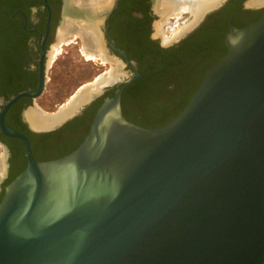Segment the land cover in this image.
Returning <instances> with one entry per match:
<instances>
[{
  "label": "water",
  "instance_id": "obj_1",
  "mask_svg": "<svg viewBox=\"0 0 264 264\" xmlns=\"http://www.w3.org/2000/svg\"><path fill=\"white\" fill-rule=\"evenodd\" d=\"M118 1L98 16L101 39ZM224 42L227 54L157 128L123 116L122 90L135 77L110 56L118 80L82 89L78 96L88 99L53 127L30 125L54 130L121 84L70 154L34 160L28 139L5 126L1 113V132L23 141L28 161L0 201V264H264V16L230 28ZM43 87L41 80L3 112Z\"/></svg>",
  "mask_w": 264,
  "mask_h": 264
},
{
  "label": "flooded vegetation",
  "instance_id": "obj_2",
  "mask_svg": "<svg viewBox=\"0 0 264 264\" xmlns=\"http://www.w3.org/2000/svg\"><path fill=\"white\" fill-rule=\"evenodd\" d=\"M156 4L155 0H119L106 24L107 36L102 35L101 39L105 55L119 59L123 63L121 70L135 77L125 88L131 87L129 94L137 98L136 121L146 124L143 128L148 129L157 128L184 109L206 71L227 54L224 38L230 28H245L264 16V2L226 0L181 38L164 43L154 28L161 18ZM66 9L67 0H0V114L3 113L5 126L28 139L36 161L46 159L40 155L46 149L71 148L75 142H82L91 126L84 117L87 108L99 99L103 101L114 87L116 90L122 86L109 88L78 116L54 130L38 132L30 128L26 119L29 110L38 104L51 103L45 94L58 60L52 59V53L60 38L59 31L75 27L72 30L78 32L80 28L70 19L72 25L62 28L64 19H68ZM78 13L71 17L82 19V12ZM100 31L103 33V29ZM82 42L79 39L71 43L84 58ZM127 62L133 63L136 75ZM41 80L44 87L37 97H19L3 112L12 98L37 91ZM79 138L82 141L78 142ZM3 146L6 169L0 175V197L28 161L23 141L7 137L0 130V147Z\"/></svg>",
  "mask_w": 264,
  "mask_h": 264
},
{
  "label": "rangeland",
  "instance_id": "obj_3",
  "mask_svg": "<svg viewBox=\"0 0 264 264\" xmlns=\"http://www.w3.org/2000/svg\"><path fill=\"white\" fill-rule=\"evenodd\" d=\"M178 1H175L177 2V5L172 10V13L168 14L166 18L163 19V21H161L160 18L158 22L155 23L156 25L157 23H159L157 28L158 30L160 28L161 32H158V34L164 43L172 42L173 38L178 33H180V31L183 30L186 27V25H188L191 21H193L192 16L188 12V10L186 11L183 10L184 8L182 9L183 6L182 1L180 0ZM160 3L161 6L163 7L167 2L161 0ZM156 25L154 26L155 29H156ZM72 29L73 28H70V31L67 30L69 31V33L68 34L66 33L63 36L62 34L67 31H61V30L59 31L60 38H58V43L54 46V53H52V59L58 58V60H56L54 64L53 81L48 85V89H47L48 92L45 94L46 99L51 103L38 104L35 106L38 110H42L47 114L54 113L57 109L66 106L69 100L74 95H76V93H78V91L82 87L94 83L101 76L109 73L114 67L113 63L107 61L106 59H103L101 56L98 55L97 56L94 55V57L89 56L88 54L90 52L94 50L99 51V48L96 49L91 45L89 46H87V44L85 45L86 43V41L84 40L85 36L82 33H78L77 31ZM164 37L168 39L167 42L164 41L163 39ZM79 39L83 41L81 47V53L84 56V58H82L80 54L77 53L76 51L77 47L73 45V43H71L73 40L77 41ZM68 43H71V45L65 46ZM63 50L66 51L67 53H61ZM83 52L85 53V55ZM102 59L106 61L104 62ZM122 73H124V71H122ZM77 88H78L77 92L74 95H72L70 99H68L69 96L73 94ZM53 103L56 106L53 105ZM3 153L4 150L2 147H0V155L2 156Z\"/></svg>",
  "mask_w": 264,
  "mask_h": 264
},
{
  "label": "bare ground",
  "instance_id": "obj_4",
  "mask_svg": "<svg viewBox=\"0 0 264 264\" xmlns=\"http://www.w3.org/2000/svg\"><path fill=\"white\" fill-rule=\"evenodd\" d=\"M164 1L167 2L165 4V6H163V7L161 6V3H160L161 0H157V5H156L157 12L161 16V21H163V19H165L168 14L172 13V10L177 5V2H175V1H178V0H164ZM180 1H182V3H183L182 9L184 8L183 10H186V11L188 10V12L192 16L193 21H191L188 25H186V27L183 30H181L180 33H178L173 38V41L175 39H177L186 30H188L190 27L195 25L207 11L211 10L212 8L216 7L217 5H219L222 2V0H180ZM111 2H112V0H88V1H86V0H67L68 9H66L65 18H68V19H64L63 25H62V26H64L62 28H66L71 23V22H68V20L70 19L78 27L80 26V28L77 30H78V33H82L85 36V38H84V40L86 41L85 45L86 44H87V46L91 45L92 47H94L96 49L99 48V51H100L99 52L97 50H94L90 53L89 52H86V53H89L88 55L92 56V57H94V55L101 56L103 59H106L109 62H111V61L108 59V57L105 55V53L103 51V44H102L103 39L101 40V35H100L99 29H98V24H99L98 16L101 14L102 11H104L110 5ZM254 2L261 3V2H264V0H254ZM75 6L80 8L79 12H82V14H83L82 20H77V19L71 18L72 13L70 14L71 16L68 15L71 12V10L73 9V7H75ZM94 15H95V17H94ZM169 16H171V15H169ZM167 21H168V19H167ZM158 25H159V23H157V25H156V35L159 36L158 31L161 32L160 31L161 29L159 28V30H158V28H157ZM74 28L75 27H73V29ZM63 30L64 29H62V31ZM63 35H65V34H62V36ZM163 39L165 42L168 41V39H166L165 37ZM84 55H85V53H84ZM88 58H90V57H88ZM119 75H120V71H118V69L113 67L109 73L101 76L94 83L88 84L85 87H91L92 91H94L97 87H102L104 85H107L109 83H112V82L118 80ZM85 87H82L78 91V93L82 89H84ZM89 94L90 93H84L83 95L78 96V94L76 93V95H74L69 100L67 105L64 106L63 108L62 107L59 108L60 110L56 113L54 112V113L47 114V113L43 112L42 110H38V109L37 110L33 109L31 111L29 110V112L26 114V119L28 120L30 125L36 129H45V128L47 129V128L53 127L59 121H61L63 118H65L67 115L71 114L79 105H81V103L86 101L89 97ZM75 99H77V100H75ZM3 168H4V159H3V156L0 155V175H2Z\"/></svg>",
  "mask_w": 264,
  "mask_h": 264
},
{
  "label": "trees",
  "instance_id": "obj_5",
  "mask_svg": "<svg viewBox=\"0 0 264 264\" xmlns=\"http://www.w3.org/2000/svg\"><path fill=\"white\" fill-rule=\"evenodd\" d=\"M130 89H131V87L125 88L123 90V92H122L121 109H122L123 116L125 117L126 120H128V121H130V122H132V123H134V124H136V125H138L140 127L146 126V124H143V123H141L139 121H136V118L134 117V112H136V111L138 112V110H137L138 107L135 104L137 98H136V96H131L129 94ZM114 90H115V87H114V89L108 91L105 95L107 97H110V98L113 97ZM101 103H102V99L97 100L92 105H90V107H88L87 108V111L84 113V117L86 118V121H87V123L89 125L91 124V122H92V120L94 118V115L96 113V110L101 105ZM178 114H176L175 116H173L171 119H173L174 117H176ZM170 120H168V121H170ZM168 121L163 122L162 124L158 125L157 127H160V126L166 124ZM82 139L83 138H79L78 139V142L79 141H82ZM80 143H82V142H80ZM80 143L77 144V142H75V144L72 145L71 148H68V146L67 147L64 146L63 148L54 149L52 151L46 149L44 152L40 153V155L43 156V157H45L46 159L45 160H42V161H39V162H44V161H49V160H55V159H59V158L65 156V155H68L71 152H73L80 145ZM15 178H13L11 181H13ZM2 197H3V195L0 197V201H1Z\"/></svg>",
  "mask_w": 264,
  "mask_h": 264
}]
</instances>
